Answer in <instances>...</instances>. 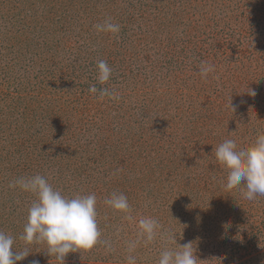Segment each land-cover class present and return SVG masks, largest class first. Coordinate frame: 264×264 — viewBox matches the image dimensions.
<instances>
[{"label": "rangeland", "instance_id": "obj_1", "mask_svg": "<svg viewBox=\"0 0 264 264\" xmlns=\"http://www.w3.org/2000/svg\"><path fill=\"white\" fill-rule=\"evenodd\" d=\"M48 1L0 0V231L28 249L23 264H59L45 242L20 239L37 197L10 184L37 174L66 197L95 194L100 240L111 245L70 252L64 264H128L129 255L158 264L186 243L197 264H264V196L245 199L243 185L226 193L228 170L215 157L227 139L246 148L264 134V0H101L58 23ZM105 20L119 33L98 32ZM100 60L112 69L104 84ZM201 62L214 65L206 79ZM43 101L65 110L55 126L40 110L7 119L16 102ZM33 140L32 169L17 172V145ZM113 192L127 197V212L105 204ZM148 217L161 225L151 242L139 236Z\"/></svg>", "mask_w": 264, "mask_h": 264}, {"label": "clouds", "instance_id": "obj_2", "mask_svg": "<svg viewBox=\"0 0 264 264\" xmlns=\"http://www.w3.org/2000/svg\"><path fill=\"white\" fill-rule=\"evenodd\" d=\"M98 32L119 33L120 25L110 20L95 25ZM98 81L106 83L110 79L112 69L107 62H97ZM214 71V65L201 62L200 75L207 78ZM91 93L99 91L100 98L115 97L107 88L97 89L95 85L89 87ZM248 95L254 96L255 90L248 88ZM217 161L228 170L226 193H232V189L243 185L242 195L247 200H254L257 196H264V134H258L255 142L246 148H239L234 140L227 139L215 148ZM19 186L22 190L31 192L37 197L29 209L24 232L20 239L28 244H47V254L55 256L59 264H64L65 257L70 252H81L90 250L97 243H103L111 250L108 241H101V232L97 223L96 196L75 195L71 198L61 194L59 190L52 187L48 181L37 174L28 178H18L10 184V187ZM105 204L114 210L127 212L129 203L123 193L113 192L105 201ZM131 219V217H129ZM139 236L145 242L153 241L158 230L161 228L159 222L153 218H143L138 221ZM169 241L175 240V233L163 234ZM13 236L0 231V264H16L29 255L25 248L16 251ZM136 242L128 246L129 253L133 252ZM135 256L127 257L128 264H135ZM199 259L195 255V248L191 243L179 244V248H166L160 253L158 264H197ZM32 264H39L33 260Z\"/></svg>", "mask_w": 264, "mask_h": 264}, {"label": "trees", "instance_id": "obj_3", "mask_svg": "<svg viewBox=\"0 0 264 264\" xmlns=\"http://www.w3.org/2000/svg\"><path fill=\"white\" fill-rule=\"evenodd\" d=\"M94 1L95 0H49L48 3L45 4V6H47L46 15L49 17L48 18L49 21L54 22V20L57 19L56 21L58 23L62 19L64 20L66 18H73V16H78L77 13L85 14L86 10L89 11L90 9H94V7H96V5H94V4L101 2V0H96L95 2ZM110 2H114V1L111 0ZM105 4H107V2ZM61 24H63V21ZM189 42L190 41H188V43ZM195 44H196V42H195ZM195 44L187 45L188 50L190 51V54L192 57H193V54H195L200 58L202 50H199L200 48L196 49V47H194ZM8 94H9V92L3 93L2 95L8 96ZM0 100H2V97H0ZM8 106H9L8 104L4 105V107H6V108H9ZM21 107H23V108L20 109V105L16 102V104L14 105V107L12 109L7 110V119H8V116L11 118L14 117V119H16V118L22 119V118H24V116L27 113H32V115L34 117L35 114L40 110L41 117L45 120V115L48 116V118H49L48 124L51 127H53L56 124H58V122H59L60 118L58 116V113L65 111L64 109L60 108V109H58L59 112L57 113V110L53 111V109L50 108L48 104L46 105V103L44 101H43V104L38 105L37 107L34 105H31V108H30L28 103H25ZM212 108H216L215 105H213L211 107V109ZM59 114H61V113H59ZM211 116H214V118H215L218 115L212 114ZM200 117H203V120H205V118L207 116H200ZM207 120H210V118H208ZM199 122L200 121L195 120V119H193V121L192 120L188 121V123H190L192 125L194 124V125L201 126V127L205 124V123H202L201 125H198ZM9 124H11V122ZM59 126H60V124H59ZM44 127H48V126H44ZM71 135H73V132H71ZM203 139L208 143V146L210 148H212L211 138L208 135H205V137ZM39 141L41 142L42 139H39ZM26 143L27 144H25L24 147L22 146L21 143H19L17 145V151L19 152V154H18V157L16 158V160H18V163H16L15 166H17V168L20 169L17 172H22L25 169H28V170L32 169V167H31L32 163L30 162L32 160L30 158L32 156V154H31V156H29V153L31 151H29L27 148H29V147L34 148L35 140H33L31 142L26 141ZM42 150H44V148H41V151ZM210 150L213 151L212 149H210ZM23 151L25 152V154L23 155L24 158L22 157ZM74 165H75V163H74ZM28 174H29V172H28ZM14 248L16 251H21L22 245L19 244L18 242H16L14 244ZM18 248H19V250H18ZM17 263L23 264V261H17L16 264Z\"/></svg>", "mask_w": 264, "mask_h": 264}]
</instances>
